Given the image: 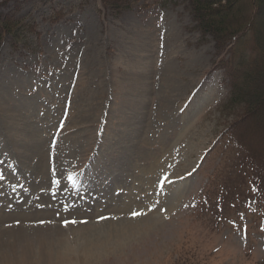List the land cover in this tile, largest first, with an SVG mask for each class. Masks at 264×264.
<instances>
[{
    "label": "rangeland",
    "instance_id": "1",
    "mask_svg": "<svg viewBox=\"0 0 264 264\" xmlns=\"http://www.w3.org/2000/svg\"><path fill=\"white\" fill-rule=\"evenodd\" d=\"M127 2L0 0L22 25L0 41V175L33 196L9 210L0 182V264H264V129L228 103L251 34L218 49L187 2ZM54 169L89 198L67 225L41 208Z\"/></svg>",
    "mask_w": 264,
    "mask_h": 264
},
{
    "label": "trees",
    "instance_id": "2",
    "mask_svg": "<svg viewBox=\"0 0 264 264\" xmlns=\"http://www.w3.org/2000/svg\"><path fill=\"white\" fill-rule=\"evenodd\" d=\"M110 12L115 7H128L127 0H100ZM114 1V2H112ZM197 20L203 33L211 34L218 49H224L237 31L229 26L235 22L240 24L243 33L249 32L254 41L255 50L249 57L241 56L229 69L231 79L230 104L244 103L246 107L242 118H250L261 123L264 129V0H183ZM247 4L249 11L243 15L240 5ZM244 16V15H243ZM236 17V18H235ZM240 17V18H238ZM234 18L236 20H234ZM242 19V21H240ZM234 22V23H232ZM22 25L18 18L4 17L0 14V41L3 35L15 39L16 30ZM264 137L262 143L256 146L251 155L252 162L257 165L264 177Z\"/></svg>",
    "mask_w": 264,
    "mask_h": 264
},
{
    "label": "bare ground",
    "instance_id": "3",
    "mask_svg": "<svg viewBox=\"0 0 264 264\" xmlns=\"http://www.w3.org/2000/svg\"><path fill=\"white\" fill-rule=\"evenodd\" d=\"M155 166H156V165H155ZM152 168L154 169V167H152ZM153 169H152V170H153ZM152 170H151V171H152ZM148 171H149V170H148ZM171 206H172V205H171ZM127 232H128V231H127ZM119 242H120V241H119ZM88 246H89V245H88ZM88 246H87V247H88ZM89 247H90V246H89ZM91 247H92V246H91ZM88 253H89V252H88ZM90 256H91V255H90ZM92 256H93V254H92ZM22 257H23V258H26V256H22ZM40 257H41V256H40ZM88 257H89V255H88ZM23 258L18 259V260H17V263H18V262L21 263V261L24 260ZM61 258H62V257H61ZM14 262H15V261H14ZM11 263H12V262H11ZM11 263H9V264H11Z\"/></svg>",
    "mask_w": 264,
    "mask_h": 264
},
{
    "label": "snow or ice",
    "instance_id": "4",
    "mask_svg": "<svg viewBox=\"0 0 264 264\" xmlns=\"http://www.w3.org/2000/svg\"><path fill=\"white\" fill-rule=\"evenodd\" d=\"M0 179H3V177L0 176ZM69 180H73V177L69 176ZM57 183H58V182H57ZM73 222H75V221H73ZM66 223H67V222H66Z\"/></svg>",
    "mask_w": 264,
    "mask_h": 264
}]
</instances>
